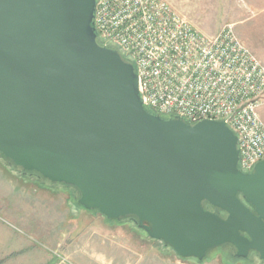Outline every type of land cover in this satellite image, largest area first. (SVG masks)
Masks as SVG:
<instances>
[{"label": "water", "instance_id": "obj_1", "mask_svg": "<svg viewBox=\"0 0 264 264\" xmlns=\"http://www.w3.org/2000/svg\"><path fill=\"white\" fill-rule=\"evenodd\" d=\"M95 0H0V154L132 216L180 257L231 244L264 258V159L239 169L222 120L145 109L131 61L102 45ZM224 214V215H223Z\"/></svg>", "mask_w": 264, "mask_h": 264}, {"label": "built area", "instance_id": "obj_2", "mask_svg": "<svg viewBox=\"0 0 264 264\" xmlns=\"http://www.w3.org/2000/svg\"><path fill=\"white\" fill-rule=\"evenodd\" d=\"M93 26L102 45L132 62L145 109L189 123L222 120L244 172L264 159V64L232 24L206 34L167 0H95Z\"/></svg>", "mask_w": 264, "mask_h": 264}, {"label": "rangeland", "instance_id": "obj_3", "mask_svg": "<svg viewBox=\"0 0 264 264\" xmlns=\"http://www.w3.org/2000/svg\"><path fill=\"white\" fill-rule=\"evenodd\" d=\"M167 1L206 34L231 24V0ZM0 164L10 176V181L0 176L4 206L0 205V226L16 235L33 234L40 242L43 260L54 256L58 264H264L259 258H250L252 255L240 259L229 254L227 244L209 249L202 260L180 257L129 218L112 220L95 209H85L70 195L71 186L24 174L1 154ZM18 183L30 188V193L23 192Z\"/></svg>", "mask_w": 264, "mask_h": 264}, {"label": "crops", "instance_id": "obj_4", "mask_svg": "<svg viewBox=\"0 0 264 264\" xmlns=\"http://www.w3.org/2000/svg\"><path fill=\"white\" fill-rule=\"evenodd\" d=\"M231 1L233 2V7H231L232 17L228 20L229 23L232 24L238 38L264 64V0ZM258 112L264 121V102L258 107ZM4 170V166L0 164V176L10 181L9 174H6ZM23 184L26 185V183ZM18 185L23 189V192H29L30 188H25L19 183ZM31 189L35 190L34 188ZM0 203L4 207L2 196H0ZM41 231V229L36 230L37 234ZM48 232L50 230H47ZM25 234L16 235L6 229V227L0 226V264H58L57 262L54 263L56 261L54 256L43 260L40 242L33 239V234ZM34 235H36L35 232ZM43 236L44 232L39 237V240Z\"/></svg>", "mask_w": 264, "mask_h": 264}, {"label": "flooded vegetation", "instance_id": "obj_5", "mask_svg": "<svg viewBox=\"0 0 264 264\" xmlns=\"http://www.w3.org/2000/svg\"><path fill=\"white\" fill-rule=\"evenodd\" d=\"M8 163L9 164H12V163H10V161H8ZM20 171L22 173H24V174H30V175L34 174L37 177L38 180H41L42 182H44V180L42 179V177L37 172H34V171H24V170H20ZM65 185H69V186L72 187V189L70 191V195L77 200L78 197L76 195V191L78 192V190L76 189V187H74L73 185H70V184H65ZM125 218H129L132 222L136 223L135 220H134V218L132 216H126ZM227 246H228V250H229L228 252H229V254L235 255V251L236 250H235L234 246L231 245V244H227ZM249 255H252V256L250 257ZM236 257H238V256H236ZM249 257L250 258H254V257L259 258L258 254L255 251H253V250H250L249 253H248V255L246 257H238V258H240V259H248ZM259 259L261 260V262L264 261V258H262V259L259 258Z\"/></svg>", "mask_w": 264, "mask_h": 264}, {"label": "trees", "instance_id": "obj_6", "mask_svg": "<svg viewBox=\"0 0 264 264\" xmlns=\"http://www.w3.org/2000/svg\"><path fill=\"white\" fill-rule=\"evenodd\" d=\"M162 116H163V115H162ZM163 117H168V116H163ZM5 159H6V158H5ZM6 160L8 161V159H6ZM42 179H43V180H47V179H44L43 177H42Z\"/></svg>", "mask_w": 264, "mask_h": 264}]
</instances>
